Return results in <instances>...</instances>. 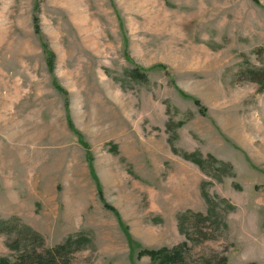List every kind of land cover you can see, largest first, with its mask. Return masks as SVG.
I'll list each match as a JSON object with an SVG mask.
<instances>
[{
    "label": "rangeland",
    "instance_id": "1",
    "mask_svg": "<svg viewBox=\"0 0 264 264\" xmlns=\"http://www.w3.org/2000/svg\"><path fill=\"white\" fill-rule=\"evenodd\" d=\"M252 72L264 0H0V258L48 264L80 238L57 264H264Z\"/></svg>",
    "mask_w": 264,
    "mask_h": 264
},
{
    "label": "trees",
    "instance_id": "2",
    "mask_svg": "<svg viewBox=\"0 0 264 264\" xmlns=\"http://www.w3.org/2000/svg\"><path fill=\"white\" fill-rule=\"evenodd\" d=\"M35 24H37V21L35 20ZM38 26L36 25L35 30L37 31ZM249 75L252 77L251 81L257 85H259L260 88L264 89V73H258V72H252L249 73ZM134 77L136 78H142V75L139 74L138 71L135 72ZM188 159H191L187 157ZM100 190V189H99ZM99 197L102 199V193L98 192ZM107 209H110L113 212H116L112 207H109L108 205H105ZM116 216L118 217V220L120 219L119 214L116 212ZM120 226L124 227L126 229V226L122 223V220H119ZM182 231V230H181ZM128 243L130 246V249L132 247H135L137 249L138 243L130 236L128 235ZM84 240L77 238L74 241H70L65 246H61L56 248L53 251H49L46 254V260L48 264H57L56 257L61 256V261L64 257L65 260V254L67 252L72 251L73 245L83 243ZM70 253V252H69ZM138 255L140 256H147L150 258V261L152 264H188L186 262L185 258L182 256L181 250H168L166 248H162L159 250H144L142 247H140V251L138 252ZM0 264H12L8 262L5 259L0 258ZM61 264H66V262H62Z\"/></svg>",
    "mask_w": 264,
    "mask_h": 264
},
{
    "label": "crops",
    "instance_id": "3",
    "mask_svg": "<svg viewBox=\"0 0 264 264\" xmlns=\"http://www.w3.org/2000/svg\"><path fill=\"white\" fill-rule=\"evenodd\" d=\"M33 158L34 157L32 156L31 159H28L29 164L31 166L30 167L27 166L28 169H27V174H26L32 180L31 183H28L27 184V188H26V190L29 191L30 193L33 192V181H34V176H33V172H34L33 171V169H34V167H33V165H34V159ZM36 158L38 159V157H36ZM42 159L44 160V158H42ZM40 162H41V165H44L43 164L44 161H41L40 160ZM28 170H29V172H28ZM61 177H62V179H64L65 178V175L64 174H61V172H59V173L50 174L49 177H47V178H41V183H40L39 187H41V190H46V188H47L46 185H48V187L51 188L52 187V184L55 185L56 183H58L59 182V179H61ZM80 179L81 178L79 177V174L77 175V178H76V175H75L74 178H73L72 184H75V185H77V187H79L80 186V183H81V180ZM64 184H71V182L65 180L64 181ZM102 185L103 184L101 182V186Z\"/></svg>",
    "mask_w": 264,
    "mask_h": 264
}]
</instances>
